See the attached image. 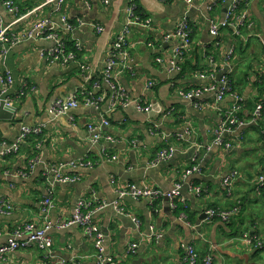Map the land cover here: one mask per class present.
I'll return each instance as SVG.
<instances>
[{"label": "crops", "instance_id": "1", "mask_svg": "<svg viewBox=\"0 0 264 264\" xmlns=\"http://www.w3.org/2000/svg\"><path fill=\"white\" fill-rule=\"evenodd\" d=\"M7 1L0 0V26L14 34L26 32L43 19L59 25L61 14L72 23L78 18L99 23L103 30L97 33L82 25L61 34L67 44L81 47L77 61L66 65L43 55V49L53 45L49 39H24L0 55V74L9 70L13 78L5 97L16 109L11 119H0V151L14 143L22 126L44 125L40 134L25 137L17 150L0 154V201L12 206L10 213L0 214V247L25 224H49L52 246L45 264L60 260L96 264L93 237L80 226L58 227L72 216L76 202L83 200L103 234L105 252L118 264H187L182 246L188 244L202 256L211 255L213 264H264V250L248 248L241 238L244 232L264 237V188L258 194L253 188L264 169L263 126L249 123L255 106L264 100V86L258 79L264 74V0H245L252 24L240 36L222 28L218 43L209 32L210 22L224 18L231 0H193L190 4L133 0L143 18L140 24L129 25L126 9L130 0H65L61 8L54 1L10 0L16 12L5 6ZM184 16L191 23V44L178 68H173L171 50L178 41L163 37ZM125 28L131 69L118 71L117 81L129 105L109 112L105 106L96 109L80 104L54 116L55 99L73 95L82 84L78 63H86L93 79L100 80L113 40ZM227 70L233 92L243 99L238 113L243 124L225 135L233 146L224 150L213 144V131L220 114L234 102L232 94L215 103L212 92L193 101L180 91L210 84L211 73ZM137 104L149 105V110H139ZM104 118L109 125L101 132L110 134L113 141L93 145V132L87 126L99 125ZM168 147L174 149L172 156L156 162L157 152ZM112 155L117 158L111 160ZM193 166L198 169L188 173ZM56 167L75 180L56 181L51 172ZM231 170L238 177L229 195L221 180ZM176 183L182 184L177 202H186L191 221L177 206L171 207L166 196L149 200L118 194L130 184L168 192ZM189 184L202 192L195 194ZM47 196L54 207L44 218L40 203ZM113 201L136 216L139 224L112 206L99 208L102 202ZM238 201L240 211L227 223L200 219L211 206L226 208ZM132 242L138 244L136 252L127 254ZM41 263V252L34 245L0 258V264Z\"/></svg>", "mask_w": 264, "mask_h": 264}, {"label": "built area", "instance_id": "2", "mask_svg": "<svg viewBox=\"0 0 264 264\" xmlns=\"http://www.w3.org/2000/svg\"><path fill=\"white\" fill-rule=\"evenodd\" d=\"M54 1L58 8H61L65 0H47ZM107 2V0H103ZM190 4L193 0H182ZM245 0H231L230 5L227 7L225 16L221 20H213L210 22L209 32L210 34L217 38L215 43L219 42V34L222 28H230L231 34L234 36H240V28L246 24V19L248 12L245 10L238 11V5ZM5 6L16 12V7L13 6V2L8 0L5 2ZM136 5L133 0H130L126 12L128 16V24H140L141 18L134 13ZM145 21L142 24L147 23ZM82 25H89L97 33H100L103 30V27L99 23L86 22L78 18L74 23L70 22L65 14L60 16V24L54 25L47 19H43L35 23L31 28L22 34H14L8 32L6 28L0 26V55L6 54L11 46L21 42L24 39H49L53 42V45L50 48L43 49V55L45 58L51 62H56L62 65H66L70 62L77 61V51L81 49L79 43L74 44V50H69L67 43L64 41L61 34L72 33L76 27ZM128 33V28H125L114 40L111 46V50L108 55L106 66L103 70L100 80L93 79L94 77L91 74L89 66L84 62L78 63L79 73L82 78V84L75 91L73 95L68 97H59L56 98L53 105L54 116H59L66 113L68 110L76 108L78 105L83 104L85 106H93L98 109L99 107L105 106L106 110L111 112L118 108L126 107L129 105L130 100L126 96L122 85L117 81V72L123 69L130 70L131 66L129 63V52L126 48V35ZM191 29L188 23V18L184 16L178 23L174 31L169 32L164 35V41L177 40L178 45L174 46L171 50V60L170 63L173 68H178L179 60H181L182 55L185 52V49L191 44ZM263 49H264V41ZM152 45V43H148ZM120 60V62L118 61ZM157 62H162L160 58H156ZM120 67V68H119ZM230 70H227L226 73H222L219 80L216 79V75L211 73L209 75L211 83L203 85L201 87L193 88L188 91H180V94L189 100L196 101L201 98V96L206 92H212L214 94V102L218 103L223 99L227 93H231L234 97V102L231 107L220 114V119L218 125L215 127L213 134V144L223 147L224 150H229L233 146L232 141H225L224 137L226 134L231 133L243 124L242 121L238 119V113L241 108L243 99L240 94L232 92L229 80ZM204 77L203 74L200 75ZM13 82L12 75L9 70L4 71L0 74V100L4 99L6 103L8 99L5 97L9 86ZM104 85V88H103ZM149 86L151 83L148 84ZM97 91V92H96ZM199 104V103H198ZM195 105H197L195 103ZM149 105H140L137 104L139 110L148 111ZM264 108V100L258 103L249 120V123L255 126L260 125L262 120V110ZM109 121L107 118L101 119L99 125L89 124L87 126L88 131L93 132L90 142L91 144H102L104 141L111 142L113 137L108 134L101 132L103 126H108ZM155 128L159 124L153 125ZM44 128L43 124H37L34 126H22L19 134L15 138L14 143L6 146L0 151V154L8 153L14 150H17L21 141L29 135H38L42 132ZM264 134V130H263ZM198 149V147L196 148ZM174 149L172 147L161 149L157 152L155 161L159 162L161 160L167 159L172 156ZM117 157L112 155L111 160H115ZM33 162V161H32ZM87 165L91 166L89 162H86ZM33 165V163H31ZM197 166H193L192 169L188 172L197 170ZM54 174V179L60 182L74 181V177L63 175L60 171V168H54L51 171ZM187 173V174H188ZM238 177V172L236 170H231L221 180V185L226 190L228 194H231L233 184ZM182 187V184L176 183L171 191L164 192L161 189L150 187L147 185L137 186L136 184H130L127 187L118 191L119 197L128 196L133 199H151L157 200L164 196L168 198L169 204L171 207H175V200L179 199V190ZM264 187V170L258 175L254 180V191L256 194L261 192V189ZM189 189L195 194L199 195L202 192V188L196 187L193 184H189ZM184 202V201H182ZM41 204V214L44 218H47L49 213L54 207L53 200L50 196L44 198ZM112 206L113 209L119 213L125 214L131 218L133 223L137 226L139 220L136 216L130 214L124 209L117 201L113 202H102L99 205V208ZM12 211V206L9 203L0 201V214H7ZM239 207L233 206L231 208H208L205 211L206 219L212 221L214 218H217L223 222L229 221L235 215L238 214ZM80 226L85 234L93 237L94 244V260L96 264H118L117 260L110 254L105 252L103 247V234L98 231L97 227L92 222V211L86 210V204L83 200H78L75 205L74 212L71 217L58 223V227L66 228L69 226ZM51 226L49 224L42 227H34L32 224H25L21 228H17L13 234V238L10 239L7 244L0 247V258L9 252L20 248H27L31 245L37 247L41 252L42 263L45 264L49 259V251L52 246V238L49 235L48 231ZM24 235H22V231ZM244 244L251 249H261L264 247V237L260 235H250L247 232H244L241 236ZM138 244L132 242L128 245L126 249L127 254H133L136 252ZM184 259L187 264H213V257L211 255L202 256L193 245H183ZM71 260V259H70ZM59 264H80L74 260L71 261H58Z\"/></svg>", "mask_w": 264, "mask_h": 264}, {"label": "trees", "instance_id": "3", "mask_svg": "<svg viewBox=\"0 0 264 264\" xmlns=\"http://www.w3.org/2000/svg\"><path fill=\"white\" fill-rule=\"evenodd\" d=\"M245 8V4H244V2H242V3H240L239 5H238V11L240 12L241 10H243ZM134 13L137 15V16H139V18H143V16H142V12L140 11V9L136 6L135 7V9H134ZM188 23H189V26H190V29H191V23H190V21L188 20ZM246 23L247 24H249V25H251L252 23H251V20L248 18V16H247V19H246ZM247 24H246V26H247ZM244 29V28H243ZM241 35H242V33H241ZM190 36H191V39H192V33L190 34ZM67 43V42H66ZM67 47H68V49L69 50H74V51H76L75 50V48H74V45H72L71 44V42H69L68 44H67ZM77 56H78V52H77ZM263 73H264V71H263ZM101 78V77H100ZM229 79H230V82H231V87H232V89H233V86H232V76L229 74ZM258 79L260 80V82L261 83H259V85H263L264 86V74H261L259 77H258ZM234 90V89H233ZM262 116H264V112L262 111ZM260 124L263 126V128H262V130H264V121H263V118H262V120L260 121ZM260 125V126H261ZM264 135V134H263ZM264 170V169H263ZM262 170V171H263ZM261 171V172H262ZM254 188V187H253ZM264 188V187H263ZM263 188L261 189V191L263 190ZM225 190V189H224ZM230 195V194H229ZM239 202L240 201H238L237 203H234L232 206H229V208H231V207H233V206H238L239 207V211H240V204H239ZM175 205L177 206V209H180V210H182L183 212H184V214L186 215V217H187V219L189 220V221H191L192 220V214H191V212H190V210L188 209V206H187V204H186V202H177L176 200H175ZM211 208H222V207H217V206H211ZM224 208V207H223ZM227 208V207H226ZM239 211H238V213H239ZM236 217V215L233 217V218H235ZM233 218H231V219H233ZM230 219V220H231ZM214 220H219V219H217V218H214L212 221H214ZM229 220V221H230ZM221 221V220H220ZM229 221H227V222H229ZM227 222H224V223H227ZM254 235H257V234H254ZM254 250H256V251H262V250H264V247L263 248H261V249H258V248H256V249H254Z\"/></svg>", "mask_w": 264, "mask_h": 264}, {"label": "water", "instance_id": "4", "mask_svg": "<svg viewBox=\"0 0 264 264\" xmlns=\"http://www.w3.org/2000/svg\"><path fill=\"white\" fill-rule=\"evenodd\" d=\"M219 77L220 74L217 75V79H219ZM15 110V107L6 103L4 99L0 100V119H11ZM202 217H206V214L202 213V215H200V219Z\"/></svg>", "mask_w": 264, "mask_h": 264}, {"label": "bare ground", "instance_id": "5", "mask_svg": "<svg viewBox=\"0 0 264 264\" xmlns=\"http://www.w3.org/2000/svg\"><path fill=\"white\" fill-rule=\"evenodd\" d=\"M234 36V35H233ZM218 74H220V77H221V73H218ZM217 74V75H218ZM217 75H216V79H217ZM220 77H219V79H220ZM219 79H217V80H219ZM230 80V79H229ZM230 86H231V82H230ZM231 89H232V87H231ZM183 91V90H182ZM188 91V90H187ZM234 90L232 89V92H233ZM183 92H185V91H183ZM164 149V148H163ZM161 150V149H160ZM196 187H198V186H196ZM226 191V190H225ZM168 199V198H167ZM177 201V200H176ZM185 202V201H184ZM208 209V208H207ZM206 209V210H207ZM205 219H206V217H205Z\"/></svg>", "mask_w": 264, "mask_h": 264}, {"label": "rangeland", "instance_id": "6", "mask_svg": "<svg viewBox=\"0 0 264 264\" xmlns=\"http://www.w3.org/2000/svg\"><path fill=\"white\" fill-rule=\"evenodd\" d=\"M246 24H247V23H246ZM246 24L240 28V34L242 33L241 31H242L243 28H244V29H247V28L250 26L249 24H247V26H246ZM224 139H225V138H224ZM225 141H226V140H225ZM227 208H229V207H227Z\"/></svg>", "mask_w": 264, "mask_h": 264}]
</instances>
